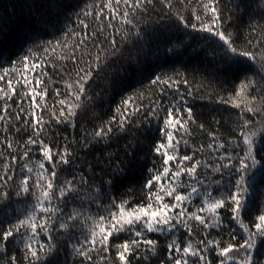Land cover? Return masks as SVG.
Masks as SVG:
<instances>
[{"label": "snow or ice", "instance_id": "obj_1", "mask_svg": "<svg viewBox=\"0 0 264 264\" xmlns=\"http://www.w3.org/2000/svg\"><path fill=\"white\" fill-rule=\"evenodd\" d=\"M65 9L39 0L0 66V264H264V0L246 26L221 0H80L72 28ZM121 62L140 88L104 111L95 85ZM205 81L226 119L194 112Z\"/></svg>", "mask_w": 264, "mask_h": 264}, {"label": "trees", "instance_id": "obj_2", "mask_svg": "<svg viewBox=\"0 0 264 264\" xmlns=\"http://www.w3.org/2000/svg\"><path fill=\"white\" fill-rule=\"evenodd\" d=\"M37 3H39V0H0V66L8 67L10 61H18L19 57L24 55L22 35L29 27L34 25V17L38 14ZM79 3L80 0H65V15L71 16V20L67 21L68 28L74 27L73 21H75V17L72 16V13L76 10L75 6ZM259 3L260 0H221V7L224 8L226 15L230 11L233 15L234 21H237V17L242 10L247 8L252 11H256ZM256 18L259 19L258 16ZM239 19L243 21L245 26L247 25L248 17L246 15L239 16ZM245 35H247V33H245ZM258 38V36L253 37V39ZM44 39H51V37L45 36ZM149 43H152L151 39H149ZM198 44H204V41H194L192 47L196 48ZM156 51L155 47H149L148 45L144 48V52L146 53ZM162 51L163 46H161L160 52H158L157 55L151 57V64H164L163 56L160 54ZM141 60L143 61V55L141 56ZM199 66L201 67V72L193 73L197 82L192 85L194 89L198 87V83L201 80L202 75L207 76L209 80L211 79L210 67L205 70V66L203 64H200ZM114 68L118 73L117 75H113L109 72V78L107 80L101 79L99 83L95 85L96 90L101 94V100L98 101V103H102L104 111H107L109 108L114 109L122 98V95L130 94L134 89L140 88V85L137 83V79L132 75L136 71L135 65L121 62L115 65ZM189 71L191 72V69H189ZM117 80L124 81L125 87L128 88L127 92L117 94L118 90L114 87ZM144 83L146 84L147 81ZM129 85L132 87H128ZM56 86V83H49L50 90H54ZM210 91H212V88H209L207 86V82L205 81L204 86L200 87L198 92H194V98L190 100L194 112L197 114L204 113L205 116H207L209 112H213V110H215L213 114L216 115L218 119L221 118V116L226 119L228 116V112L225 111L227 106L216 105L214 99L210 100L208 98V93ZM226 94L227 93L225 92H221V95ZM109 97L110 99H108ZM52 102L53 100L51 98L47 101L49 105H51ZM78 131L79 130L77 129V132ZM67 134L71 136V130H68ZM124 143L125 140L123 138H114L109 150L119 149L121 153H123ZM102 151V148L94 149L92 152L87 154L86 159L92 160L98 152ZM136 153L140 159L139 169L130 174L124 183L126 186L131 185L133 188L138 189L142 180L141 172L143 169L151 167L152 165L151 157L147 154L146 149L141 151L140 148H137ZM97 171H99V167L97 168ZM137 195H139L138 192ZM13 199H15V197H13ZM13 207H16V205H13ZM153 238H157L155 234H153ZM159 239L163 242V237H159ZM161 247H163V243ZM151 264H159V258H151Z\"/></svg>", "mask_w": 264, "mask_h": 264}]
</instances>
